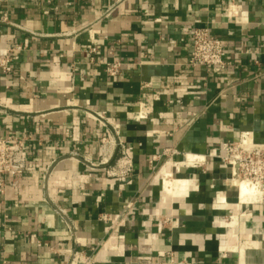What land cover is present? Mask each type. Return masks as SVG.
Listing matches in <instances>:
<instances>
[{"label":"crops","instance_id":"1","mask_svg":"<svg viewBox=\"0 0 264 264\" xmlns=\"http://www.w3.org/2000/svg\"><path fill=\"white\" fill-rule=\"evenodd\" d=\"M195 27L223 40L225 66L188 63ZM18 46L0 137L27 138V166L0 190V264L74 249L99 250L92 264H264V203L240 204L209 156L241 131L264 144V0H0V49ZM188 154L201 160L175 165ZM105 214L116 238L101 246Z\"/></svg>","mask_w":264,"mask_h":264},{"label":"built area","instance_id":"2","mask_svg":"<svg viewBox=\"0 0 264 264\" xmlns=\"http://www.w3.org/2000/svg\"><path fill=\"white\" fill-rule=\"evenodd\" d=\"M16 49H0V71L6 75L12 72L13 51ZM95 48H93V51ZM188 63L192 67H223L226 65V50L223 40L213 34L207 27H195L192 31L191 49ZM106 71L110 76L122 73V63L119 61L108 63ZM116 134L119 135V131ZM250 131H241L234 141H223L217 150L209 153L210 157L218 158L222 167L230 172L231 184L237 189L238 202L241 201V185L246 184L258 190L257 194L249 197L245 203H264V144L253 146L250 139ZM103 141L106 137H103ZM118 146L121 155L117 159V166L121 170V177L127 176L133 169L129 148L118 138ZM27 138L18 135H8L0 137V190L4 192L7 186L17 187L23 178L27 166ZM198 160L194 164H197ZM176 170L180 168L175 166ZM181 167V166H180ZM179 168V169H178ZM130 207V204H127ZM61 213L63 209L59 208ZM103 219L108 222V235L101 246L109 240H114L116 234L113 231L117 225L118 217L108 214L103 215ZM159 223L161 229L164 222ZM115 247V246H114ZM114 247H111L112 249ZM99 250L88 253L83 249L71 250L67 258V264H92L97 257ZM161 258L156 264H175L172 254L160 253Z\"/></svg>","mask_w":264,"mask_h":264},{"label":"bare ground","instance_id":"3","mask_svg":"<svg viewBox=\"0 0 264 264\" xmlns=\"http://www.w3.org/2000/svg\"><path fill=\"white\" fill-rule=\"evenodd\" d=\"M196 160L198 161L201 160V157L197 155L188 154L185 161L175 162V165H183L185 162H187V164L193 165ZM164 188L168 193H176L177 191L176 189L178 188V180L175 178L166 179L164 182ZM257 192L258 190L255 189L254 187L247 186L246 184H242L241 185V201H239V203L240 204L245 203L247 199H249V197L254 196L255 194H257Z\"/></svg>","mask_w":264,"mask_h":264},{"label":"rangeland","instance_id":"4","mask_svg":"<svg viewBox=\"0 0 264 264\" xmlns=\"http://www.w3.org/2000/svg\"><path fill=\"white\" fill-rule=\"evenodd\" d=\"M178 169H179V168H178ZM180 169H181V168H180ZM172 172H173V171H172ZM173 176L177 177V176H176V173L173 172Z\"/></svg>","mask_w":264,"mask_h":264}]
</instances>
